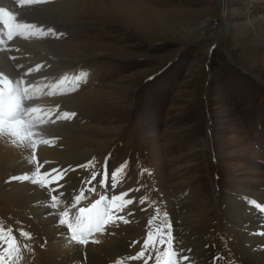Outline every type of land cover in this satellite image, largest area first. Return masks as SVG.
<instances>
[{
    "label": "rangeland",
    "instance_id": "obj_1",
    "mask_svg": "<svg viewBox=\"0 0 264 264\" xmlns=\"http://www.w3.org/2000/svg\"><path fill=\"white\" fill-rule=\"evenodd\" d=\"M218 1L69 0L71 16L87 23L62 44L68 66L92 78L66 93L84 106L75 119L87 165L94 175L106 166L147 220L122 260L157 264L187 224L192 236L217 237V264H239L219 204L264 196V0H228L226 14ZM1 168L0 188L9 174ZM90 188L87 203L107 195L99 179ZM26 231L0 198V249L12 264H37Z\"/></svg>",
    "mask_w": 264,
    "mask_h": 264
},
{
    "label": "bare ground",
    "instance_id": "obj_2",
    "mask_svg": "<svg viewBox=\"0 0 264 264\" xmlns=\"http://www.w3.org/2000/svg\"><path fill=\"white\" fill-rule=\"evenodd\" d=\"M218 2L224 14L226 10L230 11L228 0ZM72 13L73 5L69 4V0H0V73L19 90L21 82L29 84L34 81L44 85L42 94L28 95V98L23 99L22 111L27 113L29 109H37L53 116L46 121L31 120L27 123L24 130L30 132L31 136L22 141L9 135L7 130L0 132V167H8L9 172L0 188V198L10 206L13 214L26 226V232L30 233L33 242V254H30H36L35 259H32L37 264H138L137 260L131 258L122 260L121 249L132 244L147 227L144 209L133 203L134 195L119 191L113 178L108 176L104 184L109 196H116V200L120 201L119 212L112 219L108 216V222H104L103 227L86 220L82 227L79 222L73 226L78 236L88 241L85 246L73 239V235L66 230V224H58L63 211H70L74 196L85 190L91 179L96 178L87 165L90 152L77 135L79 117L82 116L79 115L78 120L75 116L79 114L78 106H84L78 102V97L66 95L79 83L92 81L88 75L90 71H86L82 65L72 70L65 60L70 57L63 53L66 49H63L62 44L67 38L78 34L79 30L83 32L87 24L86 21L73 18ZM250 13L248 11L246 14ZM5 16H9L10 21H6ZM15 21L19 33L7 36L4 27H13ZM258 21L264 27V16H259ZM252 22L247 21V26L251 25L253 29L255 25ZM30 39L35 40L26 41ZM19 41L26 42L17 50L14 44ZM22 49L26 53L24 59L23 55H17L23 53ZM63 69L65 72L53 78L48 79L45 75L48 70L59 73ZM56 87H65L67 90L58 95L54 92ZM26 88L34 90L30 86ZM48 91H51L50 97L46 95ZM65 113L68 115L65 116ZM20 117L27 121L31 115ZM54 117L59 119L54 122ZM45 173L49 174L48 179L51 181L48 186L33 182ZM25 176L28 178L25 179ZM52 177L57 179L53 180ZM52 196L56 197L55 208L52 207ZM253 197L263 198L262 203ZM253 197L243 199L246 203L234 197L225 206L219 204L230 214V225L226 224L224 230L230 241H233L239 264H264V196ZM184 219L189 220L186 217ZM184 227L188 233L185 230L183 235L178 236V233L173 232L172 241L177 243L178 240L181 245L172 246L164 260H170L171 264L181 261L185 264H217V237H199L200 233L198 235L196 231L195 236H192L191 227L187 228V224ZM190 236L197 239L195 246H191ZM23 245L19 242V250H23ZM109 254L111 256L108 258ZM3 260L5 264H10L5 261V257Z\"/></svg>",
    "mask_w": 264,
    "mask_h": 264
},
{
    "label": "snow or ice",
    "instance_id": "obj_3",
    "mask_svg": "<svg viewBox=\"0 0 264 264\" xmlns=\"http://www.w3.org/2000/svg\"><path fill=\"white\" fill-rule=\"evenodd\" d=\"M37 2H47V0H37ZM26 98H28L27 88H24L22 92L18 88H13L12 81L7 79L3 73H0V132L7 130L9 135L15 136L21 141L31 136L30 132H25L24 130L27 122L20 118L22 112L21 100ZM37 111V109L28 110L29 113H34ZM24 114L27 115L28 113ZM67 115L68 114L65 113V116ZM33 150H35V144H33ZM33 159H35V157H33ZM48 175V173H45L43 176L37 177L33 182L42 183L46 186L47 184L51 183V181L48 179ZM24 178L27 179L28 177L25 176ZM12 179H17V177H12ZM52 179H57V177H52ZM52 191H56V189H52ZM51 199L53 201L52 207L55 208L56 197L52 196ZM112 199L115 201L117 197L113 196ZM81 212H83V209H81ZM58 224H66L69 232L73 233V239H76L81 244L87 243V240L75 235L76 229L73 227L72 223L66 221L63 217H61V219L58 221ZM161 243H163V241H161ZM147 244L148 241H145V245ZM139 255H142V253ZM0 264H5L2 256H0ZM157 264H171V262L170 260L161 261L158 255Z\"/></svg>",
    "mask_w": 264,
    "mask_h": 264
},
{
    "label": "crops",
    "instance_id": "obj_4",
    "mask_svg": "<svg viewBox=\"0 0 264 264\" xmlns=\"http://www.w3.org/2000/svg\"><path fill=\"white\" fill-rule=\"evenodd\" d=\"M226 47H229V46H227V44H226L225 48H226Z\"/></svg>",
    "mask_w": 264,
    "mask_h": 264
}]
</instances>
